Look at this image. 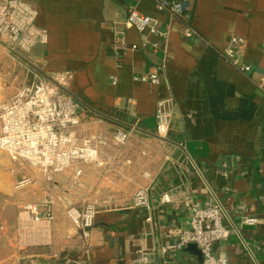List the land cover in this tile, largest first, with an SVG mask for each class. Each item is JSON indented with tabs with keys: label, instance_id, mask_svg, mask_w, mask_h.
<instances>
[{
	"label": "crops",
	"instance_id": "1",
	"mask_svg": "<svg viewBox=\"0 0 264 264\" xmlns=\"http://www.w3.org/2000/svg\"><path fill=\"white\" fill-rule=\"evenodd\" d=\"M24 1L48 33L47 44L36 46L31 59L47 73L73 74L70 91L88 123L78 135L108 146L99 152L103 165L83 164L57 177L56 221L49 225L35 224L23 212L28 202L46 198L49 185L39 172H10L3 156L0 264H64L65 254L89 264H128L140 251L153 264H203L195 245L168 249L178 243V232L189 229V203L219 201L235 223L237 211L264 218V0H176L188 3L180 19L158 11L153 0ZM133 9L169 25L170 39L143 49L142 35L125 26ZM187 27L198 36L187 38ZM120 31L127 49L117 53ZM233 37L246 40L249 74L218 54ZM20 68L0 44V106L25 79ZM154 73L161 76L158 85L137 80ZM167 98L176 106L162 140L156 111ZM119 132L131 133L125 145L117 140ZM23 175L35 180L31 200L15 188ZM141 189L147 190L149 209L133 206ZM166 195L169 203L162 201ZM86 202L129 203L97 210L87 251L65 210ZM241 235L258 248L255 260L235 233L215 246L217 255L230 264H264V224Z\"/></svg>",
	"mask_w": 264,
	"mask_h": 264
},
{
	"label": "built area",
	"instance_id": "2",
	"mask_svg": "<svg viewBox=\"0 0 264 264\" xmlns=\"http://www.w3.org/2000/svg\"><path fill=\"white\" fill-rule=\"evenodd\" d=\"M160 12L167 13L171 18L180 19L188 9V3L176 0H153ZM38 13L24 0H0V44L15 60V63L26 71V77L15 87L16 94L0 106V151L6 153L9 159L18 165H27L37 170L49 185L47 196L40 202L25 204L23 212L30 216L33 223L53 224L56 221V196L54 184L59 176L81 165L99 162V150L89 139H81L78 129L81 127V102L70 91L73 74L47 73L31 59L33 49L48 42V33L37 25ZM125 26L133 28L142 35V48L152 44L158 48L159 41L170 39V26H165L150 16L143 15L133 9L129 12ZM187 38L198 36L190 27L186 28ZM125 33L120 31L114 41L117 53L127 49ZM153 38V43L150 42ZM244 38L233 37L218 54L233 68L243 74L252 72V66L244 60L246 48ZM133 46L131 49L136 50ZM20 68V69H21ZM165 70V65L161 67ZM13 72V71H12ZM11 72V73H12ZM11 83L17 76L10 78ZM143 82L158 85L160 74L154 73L147 77L137 78ZM175 102L172 98L160 100L156 111V135L159 139L168 138ZM136 130L131 127L130 132ZM131 138V133L117 134V140L125 145ZM18 181L17 188L33 185L35 180L23 176ZM163 202L169 203L166 195ZM135 208L149 209L147 190L141 189L134 196ZM190 212L189 229L178 232V243L169 247L181 250L188 245L198 247L203 256V264H230L223 255H217L215 246L229 241L233 233L240 236L247 255L255 260L256 249L242 238L244 228L264 224V218L251 216L246 212L237 211L240 218L235 223L225 206L217 201L210 205H187ZM97 210L92 206L82 211L69 209L67 215L74 228L81 235L83 249L89 248L91 230L95 226ZM225 220L228 225L225 224ZM42 234V229H37ZM165 250L164 252L168 251ZM64 264H89L86 260H76L70 254H65ZM128 264H153L143 251Z\"/></svg>",
	"mask_w": 264,
	"mask_h": 264
},
{
	"label": "rangeland",
	"instance_id": "3",
	"mask_svg": "<svg viewBox=\"0 0 264 264\" xmlns=\"http://www.w3.org/2000/svg\"><path fill=\"white\" fill-rule=\"evenodd\" d=\"M87 125H88V123L86 122V118H84L83 115L81 114V127L78 129V131L80 132V130L83 128V126L86 127ZM89 140H91V139H89ZM119 144H121V143H119ZM94 146H96L97 149L100 152L103 147H107L108 145L105 142V140L104 141L100 140V142L98 144H94ZM3 156H7V154L4 153L3 151H0V175L3 174ZM5 161H7V165L8 166H6V167H8L9 170H11L10 172L15 171V170L17 171L19 168L30 169L29 167H27V165H22L21 166V165L15 164L10 159H7ZM30 170H32V169H30ZM32 172H34L36 174L38 171L33 169ZM30 177L33 178L32 176H30ZM20 180H22V179H18L17 181H20ZM30 186L31 185L26 186V187L21 189L22 192H25L27 200L28 199H30V200L33 199V197H32L33 193L30 191L31 190ZM15 188H17L16 181H15ZM56 189H58V188H56ZM30 202H28V203H30ZM57 203H58V198L56 199V206H57ZM128 205H129V203H120V204H107V203H99V202L70 203V204H67V207H66L65 210H66V212L69 209H76V210L82 211V210H84L85 208H87L89 206H92L95 210H98L99 208H107V207L122 208V207H125V206H128Z\"/></svg>",
	"mask_w": 264,
	"mask_h": 264
},
{
	"label": "water",
	"instance_id": "4",
	"mask_svg": "<svg viewBox=\"0 0 264 264\" xmlns=\"http://www.w3.org/2000/svg\"><path fill=\"white\" fill-rule=\"evenodd\" d=\"M16 94V92H14L13 96Z\"/></svg>",
	"mask_w": 264,
	"mask_h": 264
}]
</instances>
